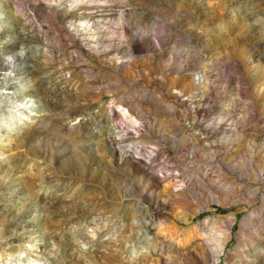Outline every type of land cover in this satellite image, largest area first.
<instances>
[{
  "label": "rangeland",
  "instance_id": "374dc122",
  "mask_svg": "<svg viewBox=\"0 0 264 264\" xmlns=\"http://www.w3.org/2000/svg\"><path fill=\"white\" fill-rule=\"evenodd\" d=\"M0 14V72L27 73L0 112V264H264V0H0ZM218 115L235 125L208 146ZM128 144L155 145L154 161Z\"/></svg>",
  "mask_w": 264,
  "mask_h": 264
},
{
  "label": "bare ground",
  "instance_id": "6f19581e",
  "mask_svg": "<svg viewBox=\"0 0 264 264\" xmlns=\"http://www.w3.org/2000/svg\"><path fill=\"white\" fill-rule=\"evenodd\" d=\"M107 2V1H105ZM91 3V2H90ZM102 4V3H101ZM74 5V4H73ZM24 7V6H23ZM24 9V8H23ZM81 9V8H80ZM105 9V8H104ZM69 11H67L68 13H70L72 10H74V8L72 9H68ZM66 14V13H65ZM1 15V14H0ZM71 15V14H70ZM27 18V17H26ZM255 22V21H254ZM65 23V22H64ZM71 26V25H70ZM69 27L68 31L71 30V27ZM76 27H74L75 29ZM73 29V28H72ZM121 29V28H120ZM259 29V28H258ZM92 34V33H91ZM123 34V33H121ZM88 36V35H87ZM89 38H85L84 42H82L86 47H89L91 50L95 51V44L93 45L90 41L88 40ZM95 42V41H94ZM93 42V43H94ZM113 43V42H112ZM106 44V43H105ZM112 46V45H111ZM78 53H81V50L77 51ZM26 54V53H25ZM17 56L20 59L24 58V53L23 51L18 52L17 54L14 55H10V60L9 63L11 64V66H13V57ZM28 58V55H27ZM21 61V60H20ZM24 61V60H23ZM15 64V63H14ZM24 64V63H23ZM24 66V65H23ZM7 67H10L7 65ZM17 68V67H16ZM23 68V67H22ZM8 69V68H7ZM12 71H14L13 68H10L9 70L6 71H1L0 72V112L5 109L6 107L10 106V102H8L9 100H6L7 98H14L17 94L15 93L14 89H17L18 87L23 86L25 80H26V71L22 70V72L18 75V76H14L12 73ZM194 78V77H193ZM195 79L197 81V83H200L201 81H203L204 79V75L202 73H198L195 76ZM178 94L181 92L180 90H177ZM20 93V92H19ZM157 96V95H156ZM183 98V97H182ZM34 99V98H33ZM156 100V99H155ZM13 106H16L15 108H13L12 110H8L9 111V119L8 122L12 123L14 120H19L18 124L22 123L23 121L20 120V116L26 112V110H31L34 107V103L32 102V98H26L24 100H22L20 102V104H11ZM117 110V109H116ZM113 114V113H112ZM223 114V113H222ZM226 115V114H225ZM23 120V118H22ZM133 122V121H132ZM17 124V125H18ZM225 125L224 128H234V121H232V119H228L227 117L224 118L222 115H218L215 117H211L209 119V121L204 125V128L206 129L204 131V133H202L201 137H203V142L205 144H207L208 146H210L213 143H216V140L213 141H208L206 140V133L208 131H212L215 129H220L222 127V125ZM138 126H140L141 124L138 123ZM117 126V125H116ZM157 126V125H156ZM135 128V127H134ZM129 132V131H128ZM134 133H138L135 129L133 130ZM161 134L164 135V132L161 131ZM147 146V145H146ZM127 149L132 150V152L140 157V156H144L146 159V162H151L154 159V156L156 155V146L152 145L149 147H145V146H137V145H132V144H128L127 145ZM131 154V153H130ZM154 161V160H153ZM160 161V160H159ZM150 164V163H149ZM152 167V166H150ZM146 170V169H145ZM167 174V172H165ZM208 172L205 171L204 175L207 174ZM206 176V175H205ZM189 181V180H188ZM188 181L185 180L180 184V188H188L187 190L191 191V188L188 187ZM203 181V179H202ZM214 185L220 186L218 180H214ZM207 184V183H206ZM210 186V185H209ZM179 188V187H177ZM229 189V188H228ZM230 190V189H229ZM230 220V219H229ZM247 224V223H246ZM88 229V228H87ZM90 229V228H89ZM91 233V232H90ZM81 237V236H80ZM82 239V238H81ZM80 241V240H79Z\"/></svg>",
  "mask_w": 264,
  "mask_h": 264
}]
</instances>
